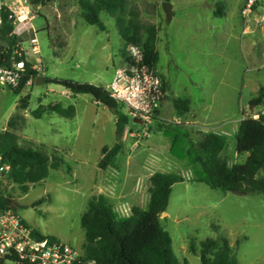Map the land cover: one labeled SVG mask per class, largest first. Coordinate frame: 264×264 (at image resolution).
<instances>
[{
	"label": "rangeland",
	"instance_id": "374dc122",
	"mask_svg": "<svg viewBox=\"0 0 264 264\" xmlns=\"http://www.w3.org/2000/svg\"><path fill=\"white\" fill-rule=\"evenodd\" d=\"M246 1L172 0L174 16L167 24L164 0H131L141 22L159 29L157 72L170 89L159 117L165 125L182 126L193 142L202 133L225 134L229 146L222 157L230 166L240 162L233 126L246 117L258 118L264 111V104L249 108L264 87V24L242 17ZM31 2L37 15L33 28L17 36L18 46L26 49L36 32L43 76L107 89L122 63L123 41L115 20L104 12L101 18L106 31H100L85 22L80 0ZM218 4L223 6L222 17L215 16ZM0 44H5L1 38ZM172 98L189 99L190 112L180 115ZM41 105H73L76 113L67 118L47 111L37 119L32 112ZM5 130L13 131L21 146L64 161L58 170L50 169L46 180L29 184L27 191L0 171V191L23 207L20 215L37 232L83 254L81 218L88 202L105 195L118 213L124 208L147 209L149 177L163 172L185 179L173 186L166 214L160 216L180 261L200 264L189 252L190 239L200 243L221 234L230 241L241 264H264L262 195L221 192L192 180L196 167L189 159L171 154V140L154 121L145 126L130 120L121 153L111 167L101 170L102 149L116 142L114 113L89 94L74 95L60 85L34 81L20 95L0 84V131ZM41 199L44 202L33 207ZM213 225L221 228L219 233Z\"/></svg>",
	"mask_w": 264,
	"mask_h": 264
},
{
	"label": "trees",
	"instance_id": "16d2710c",
	"mask_svg": "<svg viewBox=\"0 0 264 264\" xmlns=\"http://www.w3.org/2000/svg\"><path fill=\"white\" fill-rule=\"evenodd\" d=\"M32 1L39 2V0ZM80 5L85 22L96 26L100 31H106L101 18L104 12L115 20L118 34L123 41L121 52L123 60L129 61L127 52L129 46L142 48L143 62L162 79L166 92L165 99L169 98L168 82L157 72L160 58L157 49L158 27L153 24H143L139 12L131 6V0H80ZM218 5L215 16L222 17L223 6ZM13 30L14 26L5 18L4 24L0 27V38L5 43L0 44V66L10 60L18 46V37ZM31 76L36 81L39 77H43V74L32 72ZM44 78V83L60 85L74 95L89 94L114 113L116 142L112 147L105 146L102 149V158L99 162L101 170L111 167L123 149L125 130L130 123L129 116L101 85L63 78L45 76ZM26 80L18 88L9 89L20 95ZM172 100L175 110L180 115L190 112L189 99L172 98ZM263 104L264 87H261L250 101L249 108L255 109ZM47 111L67 118L74 117L76 113L73 105L67 108L61 105L51 107L41 105L32 112V115L39 119ZM159 116L160 111L156 112L153 121L164 136L171 140V154L178 159H189L196 167L195 181L221 192L238 195L257 194L264 198V176L259 177L264 169V114H260L258 118L246 117L241 120L236 133V152L238 156L245 155L246 158L243 163L232 166L222 157V153L229 146L225 134L202 133L198 142H193L189 140V134L182 126L165 125ZM10 127L13 128L12 122ZM63 162V159L56 155L50 156L42 150L21 146L13 131H0V167L9 166L7 173L10 179L24 191L28 190L29 184L46 180L50 169L58 170ZM184 181L181 175L154 173L149 178L150 199L147 209L135 207L129 217H122L105 195L93 197L88 202L87 212L81 218V225L85 230L81 264H188L187 259L180 261L175 254L172 237L160 221V216L168 208L173 186ZM43 202L44 199H41L33 207ZM0 206L12 207L16 211L23 208L2 191H0ZM213 229L219 233L221 228L213 225ZM188 249L192 255L199 258L200 264H241L230 241L221 234L200 243L190 239ZM0 264H7V259H0Z\"/></svg>",
	"mask_w": 264,
	"mask_h": 264
},
{
	"label": "built area",
	"instance_id": "2783aa9c",
	"mask_svg": "<svg viewBox=\"0 0 264 264\" xmlns=\"http://www.w3.org/2000/svg\"><path fill=\"white\" fill-rule=\"evenodd\" d=\"M36 15L31 0H0V27L6 18L14 26L13 33L19 37L33 28ZM241 15L244 19H254L258 25L264 24V0H247ZM127 52L129 61L122 59L107 90L130 120L149 126L165 101L164 83L143 62L141 47L131 45ZM40 56V43L35 32L26 49L17 46L10 60L0 66V84L16 89L27 79L24 89L32 85L35 80L31 73L43 74ZM9 169L7 165L0 167L3 172ZM261 174L264 176V169ZM119 212L122 217L132 215L130 208ZM82 257L83 254L72 245L34 230L19 211L0 206V259L14 264H81Z\"/></svg>",
	"mask_w": 264,
	"mask_h": 264
},
{
	"label": "water",
	"instance_id": "95a60500",
	"mask_svg": "<svg viewBox=\"0 0 264 264\" xmlns=\"http://www.w3.org/2000/svg\"><path fill=\"white\" fill-rule=\"evenodd\" d=\"M162 9L164 11V14H165V19H166V23L167 24H170L172 19H173V16H174V6H173V3L172 2H166L164 1L162 3ZM45 81V78L44 76L43 77H39L37 80H36V84H40L42 82ZM136 122V121H134ZM139 123V121H137ZM163 214H166V212H164Z\"/></svg>",
	"mask_w": 264,
	"mask_h": 264
},
{
	"label": "crops",
	"instance_id": "0c3cea01",
	"mask_svg": "<svg viewBox=\"0 0 264 264\" xmlns=\"http://www.w3.org/2000/svg\"><path fill=\"white\" fill-rule=\"evenodd\" d=\"M158 44V43H157ZM68 91V90H67ZM262 114H264V111L262 112ZM256 117H259V115L258 116H256ZM239 124L240 123H236V125H234L233 127H235V134L237 133V131H238V128H239ZM223 134V133H222ZM235 151H236V148H235ZM237 158H239V160H240V162L239 163H243L244 162V160H245V158H246V156L244 155V156H238V154H237ZM153 175V174H152ZM151 177V176H150ZM149 177V178H150ZM195 178H193L192 180H194ZM195 181V180H194ZM126 188V190H127V187H125ZM128 192V194H133L134 195V197H135V193L133 192L132 193V191H129V190H127ZM135 191H136V189H135ZM84 251V250H83ZM84 254V253H83Z\"/></svg>",
	"mask_w": 264,
	"mask_h": 264
}]
</instances>
